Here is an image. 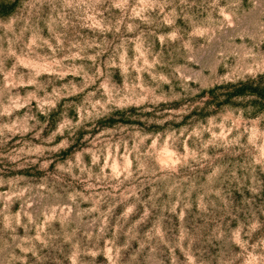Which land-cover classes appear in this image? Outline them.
Masks as SVG:
<instances>
[{"label": "rangeland", "instance_id": "374dc122", "mask_svg": "<svg viewBox=\"0 0 264 264\" xmlns=\"http://www.w3.org/2000/svg\"><path fill=\"white\" fill-rule=\"evenodd\" d=\"M0 264H264V0H0Z\"/></svg>", "mask_w": 264, "mask_h": 264}]
</instances>
